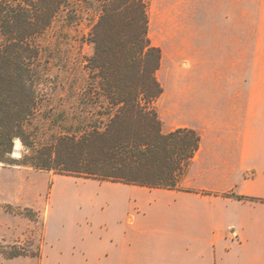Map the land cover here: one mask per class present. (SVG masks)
<instances>
[{
	"label": "trees",
	"instance_id": "trees-1",
	"mask_svg": "<svg viewBox=\"0 0 264 264\" xmlns=\"http://www.w3.org/2000/svg\"><path fill=\"white\" fill-rule=\"evenodd\" d=\"M149 3L0 0V163L126 184L180 187L201 136L192 128L163 132L156 105L164 92L157 76L163 52L150 37ZM86 10L96 12L91 33L95 52L89 60L94 75L89 93L80 95L78 103L83 110L97 109L106 122L101 127L98 120L84 117L89 128L41 145L36 120L54 90L44 73L41 39L60 17L75 24ZM17 138L24 146L19 158L13 156ZM237 198L264 202L247 195ZM22 213L36 219L28 210Z\"/></svg>",
	"mask_w": 264,
	"mask_h": 264
},
{
	"label": "crops",
	"instance_id": "crops-1",
	"mask_svg": "<svg viewBox=\"0 0 264 264\" xmlns=\"http://www.w3.org/2000/svg\"><path fill=\"white\" fill-rule=\"evenodd\" d=\"M188 98L195 119L163 123L201 136L179 188L55 179L46 240L59 263L264 264V202L237 198H264V91L169 93L157 104ZM60 181L76 188L57 192Z\"/></svg>",
	"mask_w": 264,
	"mask_h": 264
},
{
	"label": "rangeland",
	"instance_id": "rangeland-1",
	"mask_svg": "<svg viewBox=\"0 0 264 264\" xmlns=\"http://www.w3.org/2000/svg\"><path fill=\"white\" fill-rule=\"evenodd\" d=\"M95 15L93 10L83 11L75 24H66L62 16L41 39L44 73L54 86L36 120L41 145L89 128L91 123H83L84 117L104 127V115L97 109L83 110L78 103L80 95L89 93L94 75L89 60L95 52L91 42ZM149 16L151 40L163 52L157 72L164 88L162 100L169 93L189 97L198 91H264V0H150ZM233 19L235 30H228ZM219 25L222 30L215 29ZM190 101L182 99L183 104L172 110L156 103L162 123L194 120L196 112L186 105ZM19 150L14 157L22 155V143ZM60 178L121 183L0 163V264H91L80 258L59 263L47 243V222L55 232L52 193L55 179ZM67 186L76 188L60 181L57 192ZM24 210L36 219L24 215ZM13 252L23 254L13 256Z\"/></svg>",
	"mask_w": 264,
	"mask_h": 264
},
{
	"label": "bare ground",
	"instance_id": "bare-ground-1",
	"mask_svg": "<svg viewBox=\"0 0 264 264\" xmlns=\"http://www.w3.org/2000/svg\"><path fill=\"white\" fill-rule=\"evenodd\" d=\"M20 146H21V142L17 141V144L15 146L17 153L19 152Z\"/></svg>",
	"mask_w": 264,
	"mask_h": 264
},
{
	"label": "water",
	"instance_id": "water-1",
	"mask_svg": "<svg viewBox=\"0 0 264 264\" xmlns=\"http://www.w3.org/2000/svg\"><path fill=\"white\" fill-rule=\"evenodd\" d=\"M17 141H20V140H17ZM21 142V141H20ZM20 151V150H19ZM19 153V152H18ZM16 154H17V151H16V148H15V150H14V152H13V155L14 156H16Z\"/></svg>",
	"mask_w": 264,
	"mask_h": 264
},
{
	"label": "clouds",
	"instance_id": "clouds-1",
	"mask_svg": "<svg viewBox=\"0 0 264 264\" xmlns=\"http://www.w3.org/2000/svg\"><path fill=\"white\" fill-rule=\"evenodd\" d=\"M17 140H19V138H17L16 141H17ZM16 141H15V142H16Z\"/></svg>",
	"mask_w": 264,
	"mask_h": 264
}]
</instances>
